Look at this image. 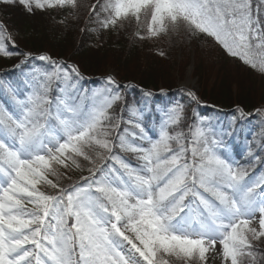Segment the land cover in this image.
<instances>
[{"label":"snow or ice","instance_id":"1","mask_svg":"<svg viewBox=\"0 0 264 264\" xmlns=\"http://www.w3.org/2000/svg\"><path fill=\"white\" fill-rule=\"evenodd\" d=\"M17 2L29 13L78 6L77 0H0ZM97 4L100 10L93 5L91 11L105 30L143 21L146 35H135L144 40L183 28L264 74V0ZM6 42L15 47L0 24V56L17 55ZM19 55L15 68L32 57ZM35 58L53 70L25 76L31 89L25 98L3 84L19 114L0 108V264H214L217 257L220 264H264V174L253 178L223 154V132L203 120L180 130L179 103L154 121L128 105L129 119L113 117L109 110L122 97L112 76L107 84L114 88L81 96L74 65L69 72L48 55ZM54 81L60 94L52 99ZM186 94L199 103L194 92ZM119 153L130 154L135 165ZM247 154L260 159L251 148ZM81 160L90 175L64 187L59 180L83 171ZM107 160L114 164L105 168Z\"/></svg>","mask_w":264,"mask_h":264},{"label":"trees","instance_id":"2","mask_svg":"<svg viewBox=\"0 0 264 264\" xmlns=\"http://www.w3.org/2000/svg\"><path fill=\"white\" fill-rule=\"evenodd\" d=\"M103 2L104 0H100V3ZM95 5L96 11H99L97 0ZM85 11L78 13L79 17L72 20L55 8L44 11L34 9L29 13L18 2L0 3V24L15 42L14 48L6 42L7 48L17 53L7 60L4 59L5 63L0 68V71L5 72L2 76L9 82L23 79L20 71L14 70L15 75L14 71H10L23 58L19 54L31 53L32 57L28 62L37 69L50 67L49 62L35 58L48 55L69 72L71 69L68 66L74 65L80 73L79 77L73 74V79L79 82H75L76 87L81 96L87 94L90 97L91 92L98 90L106 79V72L112 69L118 75V90H121V96L128 102H124L121 108L123 116L130 118L125 107L128 105L143 108L149 120L154 121L159 119L161 109L179 103L183 105L180 128L184 129L193 120L202 119L205 123H210L218 133H224L223 140L227 150L223 154L231 161L238 163L239 160L243 163L244 159L251 158L247 154L251 148L264 165V117L260 113L264 109V92L253 76L238 71L229 72L227 62L218 58L220 62L215 63V71L209 77L208 64L203 62L194 72L202 89L197 96V103L185 91L176 90L174 80L169 75L170 69L175 66L170 50L165 52L161 60L152 56L142 67L136 54L137 49L142 48L146 42L135 35L137 31L143 34L142 25L130 20L116 28L105 30L96 23L91 10ZM101 33L102 39L99 41L97 37ZM194 42L198 46L201 44L199 38L194 37ZM24 70L27 71L26 68ZM55 89L57 87L54 81L51 95H54ZM145 92L152 95L145 96ZM0 104L12 112L18 110L8 93L0 94ZM111 115L116 117L114 113ZM148 133L156 135L155 123L149 124ZM129 155L126 157L130 158ZM242 166L246 167L244 163ZM248 170L251 176L260 173V169L253 164Z\"/></svg>","mask_w":264,"mask_h":264},{"label":"rangeland","instance_id":"3","mask_svg":"<svg viewBox=\"0 0 264 264\" xmlns=\"http://www.w3.org/2000/svg\"><path fill=\"white\" fill-rule=\"evenodd\" d=\"M95 3H96V0H77L78 6L75 10H72L69 8H58V7L55 9H57L61 14L66 15L69 19L74 20L77 17H79L78 13L86 12L85 10L90 11L92 9V6L95 5ZM130 20L137 23L135 21V19H129V20L124 21L123 23H128ZM141 25L143 27L142 28L143 34L146 35V26L143 24V21H142ZM194 37L200 39V41H201L200 46L201 47L198 46V44L196 42H194ZM97 38L100 41L102 39V33L99 34ZM144 41L146 43L144 44V46L142 48L137 49V54H136L139 62L140 61L142 62V67L145 66V63L147 62V60L150 59L152 56H155L157 59L161 60L162 57L164 58L165 52L167 50L171 51V53H172L171 58L175 62V66H173L170 69L169 75L172 76V78L174 80V86L176 87V90H183V91H185V93L187 92V90H190V91L194 92L196 94V97H197L202 90L201 85L199 84L198 78L196 77V73H194L196 71L195 69L197 68V66L199 67L200 64L203 65V62L208 64V68H209L208 72H210L208 74V76L211 77V72H214L215 68H216L215 63L220 62V59H223L227 62L226 64L228 66L229 72L235 73L236 71H238V73L248 75V76H253L255 78L257 84L261 86V89L264 92V74H261L260 72L252 69L251 67L244 65L239 59L229 56L219 45L215 44V42L209 37H206L204 35H191L188 32H186L183 28H181L177 32H172V33H169L168 35H161V36L156 37V38L144 39ZM172 50H174V52ZM161 52H163L164 55H160ZM202 53L204 54V56H202ZM173 55H174V57H173ZM218 58H220V59H218ZM4 59L7 60L8 58H5V57L3 58L2 56H0V68H1V64L5 63ZM23 66L27 70H29L28 72L30 74L28 73V75H30V76L36 74L35 70H38L40 73H43L45 71L50 72L53 70L51 64H50V67H47L46 69H45V67H42L40 69L34 68L33 64H31L30 62H27L26 64L22 65L21 69H23ZM161 67L165 70V67L163 65H161ZM62 68L67 70L65 67H62ZM10 70H13V68H11ZM2 72H4V70L0 71V73H2ZM229 72H228V74H230ZM108 76H112L113 79L118 84L117 73L114 70L110 69L106 72V79L104 80L105 83L102 81V84H100V89H98V90H103L105 88H114L115 87L114 85H108L107 84V77ZM73 82L75 83L78 81L73 79ZM22 83H24V82L22 81ZM18 84H19V82H18ZM20 85H21V83H20ZM30 90H31L30 88H27V91H30ZM94 91H97V90H94ZM118 91H121V90H118ZM93 92H91L90 97H91ZM59 94H60L59 91L56 90V96ZM25 95H24V98H25ZM120 95H122V94H120ZM121 97H122V99L119 102H117V104H115L113 106V109L109 110L110 114L114 113V115L117 118H119L122 115L121 114V108L123 107L124 102L128 103L127 100L123 96H121ZM18 98H20V97L18 96ZM20 99H23V98H20ZM13 103H14V101H13ZM85 103L87 104L90 102L85 101ZM0 108H3V109L10 112V110H8L5 106L0 105ZM10 113H12L13 115L19 114L18 111L16 113H14V112H10ZM260 113H262V117H264V109H262L260 111ZM123 118H124V120L128 119L125 116H123ZM199 120H202V119L198 118L196 120H193L184 129H183V127H181L180 130H183L185 133H187L188 126L197 123ZM119 154L122 155L127 161H130L133 165H135L136 161L134 160V158L131 155H129L130 158H127L126 157L127 154H124V153H119ZM240 162L242 163V161H240ZM240 162L238 160V163H240ZM249 162L251 164H253V166L256 165L257 168L260 169L261 173L262 172L264 173V165L261 164V161L253 160L252 158H246L243 161V163L248 168L251 165ZM80 163L84 166L83 171L78 170V169H73L71 172L68 173V175L71 176V179L69 180L67 178H62L59 180V183L62 184L64 187H68L69 185H71L73 183H83V181L80 180V177L90 175L89 172L87 171V167H90V165H88L87 162L83 161V160H81ZM113 164H114V162L111 160H107V161L103 162V166H105V168H108L109 166H111ZM242 164H241V166H242ZM116 167H118V165H116ZM61 171L63 172L64 170L61 169ZM98 175H99V173H98ZM253 176L257 177V175H252V177ZM253 178H255V177H253ZM50 179H53L54 182H56L55 177H50ZM42 190H44L46 192L54 191V190L48 188L47 186H43ZM217 247H219V246L217 245ZM209 255H211V254H209ZM169 259L171 261V258H169ZM171 264H175V262L171 261ZM214 264H220L219 257H217V259L214 261Z\"/></svg>","mask_w":264,"mask_h":264}]
</instances>
